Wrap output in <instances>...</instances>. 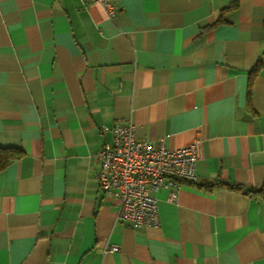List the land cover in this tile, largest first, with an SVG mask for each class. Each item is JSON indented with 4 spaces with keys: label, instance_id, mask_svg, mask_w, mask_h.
Segmentation results:
<instances>
[{
    "label": "crops",
    "instance_id": "obj_1",
    "mask_svg": "<svg viewBox=\"0 0 264 264\" xmlns=\"http://www.w3.org/2000/svg\"><path fill=\"white\" fill-rule=\"evenodd\" d=\"M112 1L0 0V146L23 152L0 171V264H264V193L245 192L264 187V0ZM126 122L197 142L156 227L98 187L99 128Z\"/></svg>",
    "mask_w": 264,
    "mask_h": 264
},
{
    "label": "built area",
    "instance_id": "obj_2",
    "mask_svg": "<svg viewBox=\"0 0 264 264\" xmlns=\"http://www.w3.org/2000/svg\"><path fill=\"white\" fill-rule=\"evenodd\" d=\"M81 2L100 4L109 18L116 15L112 0ZM106 132L111 135L110 142L105 140ZM99 136L103 141L97 152L98 187L118 201V219L133 228L158 226L156 193L163 190L167 200L176 202L180 187L197 181L196 140L180 148H167L161 142L155 145L135 137L133 122L101 126ZM118 250V246H110V251Z\"/></svg>",
    "mask_w": 264,
    "mask_h": 264
},
{
    "label": "trees",
    "instance_id": "obj_3",
    "mask_svg": "<svg viewBox=\"0 0 264 264\" xmlns=\"http://www.w3.org/2000/svg\"><path fill=\"white\" fill-rule=\"evenodd\" d=\"M257 68L258 66H256L255 69L251 73L255 74L257 72ZM22 154L23 152L18 148L0 146V171L5 169L11 161L21 157ZM196 182H193L191 184H196ZM217 183L229 189L242 190V188L239 185H236L233 183H227V182H217ZM245 192L246 193H260V192L264 193V187L258 190L248 188V189H245Z\"/></svg>",
    "mask_w": 264,
    "mask_h": 264
}]
</instances>
